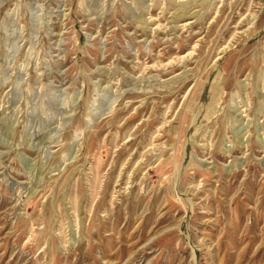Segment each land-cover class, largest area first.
<instances>
[{
  "label": "rangeland",
  "instance_id": "1",
  "mask_svg": "<svg viewBox=\"0 0 264 264\" xmlns=\"http://www.w3.org/2000/svg\"><path fill=\"white\" fill-rule=\"evenodd\" d=\"M0 264H264V0H0Z\"/></svg>",
  "mask_w": 264,
  "mask_h": 264
}]
</instances>
